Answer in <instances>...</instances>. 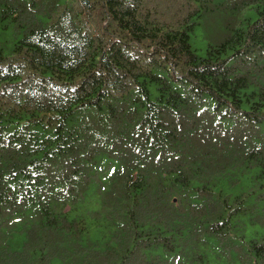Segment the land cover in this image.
<instances>
[{"label":"trees","instance_id":"16d2710c","mask_svg":"<svg viewBox=\"0 0 264 264\" xmlns=\"http://www.w3.org/2000/svg\"><path fill=\"white\" fill-rule=\"evenodd\" d=\"M146 2L0 0V264H264V0Z\"/></svg>","mask_w":264,"mask_h":264},{"label":"rangeland","instance_id":"374dc122","mask_svg":"<svg viewBox=\"0 0 264 264\" xmlns=\"http://www.w3.org/2000/svg\"><path fill=\"white\" fill-rule=\"evenodd\" d=\"M165 0H147L146 7L149 8H158L161 6L164 8L166 6ZM189 45L191 50L195 52V54L199 57H202L205 53V42L201 38V35L198 30H195L194 33L189 38ZM249 181H241L238 183L237 189H233V191H242L245 192L248 188ZM220 190H226L228 187L225 184L220 185ZM87 200V199H86ZM94 206H95V202ZM246 216L243 214L239 215L236 218V221L240 223L241 229L243 230V236L249 235L255 239L256 241H260L264 239V227L254 226L251 228L247 226ZM88 225H91V222H87ZM92 231L95 237L98 236L93 226H90L89 233ZM23 242V236L19 234L13 235L11 239L5 242L6 247L10 251H19L21 248V244ZM210 242V243H209ZM206 241L204 246H202L201 251L205 256V260L203 264H237V262L233 259L234 255L232 251H226L217 245L213 239L210 241ZM50 264H59V261L56 259L51 260Z\"/></svg>","mask_w":264,"mask_h":264}]
</instances>
